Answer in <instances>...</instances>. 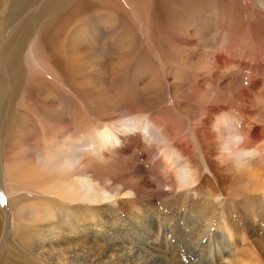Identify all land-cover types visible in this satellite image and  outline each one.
Returning a JSON list of instances; mask_svg holds the SVG:
<instances>
[{
	"label": "rangeland",
	"instance_id": "rangeland-1",
	"mask_svg": "<svg viewBox=\"0 0 264 264\" xmlns=\"http://www.w3.org/2000/svg\"><path fill=\"white\" fill-rule=\"evenodd\" d=\"M7 1L0 0V18L3 17L1 11ZM93 1L82 0L80 3L75 0V2L70 3L68 13L63 12L56 16L54 24L64 20L65 24H67L68 32L66 29L62 30L59 36L62 34L63 36L60 39L63 40L69 32H71L70 37L76 33L78 40L85 42V47L89 51L87 53L83 50L87 53V63L97 62L104 66L103 73L105 74L102 73L100 76L101 78L103 77V82L98 83L100 87L105 85L114 86V90L117 92L115 94L120 91L124 93H119L116 96L121 105L111 109L112 112L107 116V119L133 118L130 119L132 128L137 126L135 124L137 118L142 120V124L150 121L160 126L165 131L166 147L169 151L175 152L174 154L179 158L181 165L191 168L196 173L197 178L193 184L194 186H188L190 187L189 190L188 187L176 186L172 179L175 169L169 165L168 161H165V158L161 157V145L152 141L153 144L150 145L151 142L143 141V138H141L142 134H144L145 138L149 139L152 130L149 129L150 131L146 132L142 125H139L142 128L141 133L137 131L141 134L140 138L142 139L141 144L136 143L139 148H131L125 156L123 152H120L121 155H118L117 159L113 161L115 168L109 171L106 170L100 176V182L103 185L107 184L108 178H112V181L117 180V183L112 184L107 191H117L120 195L109 204L102 203L100 213L82 208L78 211V219L82 221L86 220L87 217L94 218L98 219L102 226L107 227L111 223L116 226V224L121 225L126 222L128 219L125 217L126 214L131 213H129V217L133 220L131 221L132 226L129 227L131 229L129 236L124 237L121 233L122 229L115 232L113 226L112 238L114 242L117 243V236L120 233V241L118 242H124L126 238L128 242H132V247L149 240L150 246L144 262H138L137 258L132 255L129 259L122 258V264H136L137 262L138 264H209L211 255L213 262H215L213 264H232L233 261L237 264H264V162L260 161L262 164L258 162L259 157L264 153V82L262 79L264 78V10L256 9L253 0H183V2L181 1L183 5L198 3L201 13L206 17V21L209 22V28L203 32L202 36L196 35L188 38L182 29L175 30L177 21L172 20L169 24L163 23V19L167 18L166 10L164 11L163 7L167 6V9L171 4L175 3L173 2L174 0H106L108 5H113L115 8L120 9L124 25L129 29L128 35L130 36L129 42L131 44L129 43L128 46L131 45L130 54L138 57V60L134 61L133 64L120 67L119 63L116 62L117 60L113 62L115 65L109 63V58L118 56V49L122 44H117L115 37L107 29L108 24L106 23L105 13H101L102 17L100 18L98 15L85 11L88 5H101V2H105V0ZM203 3H205L204 8ZM174 7L176 8V5ZM73 14L76 15L71 17ZM172 29L175 30V33H172L174 35L169 34ZM168 34L171 36L169 37ZM181 34L188 39L182 37ZM108 35H111V37ZM107 41L110 45L107 44ZM78 44L79 42L76 41V45L72 44L71 48L77 51ZM112 44L118 46L117 52L112 49ZM103 48H105V51ZM102 60L103 62L101 63ZM202 60L210 64L205 69L204 65L206 63L201 68L199 67L200 70H197L194 67L195 65L191 66L190 64V62L197 64L199 61L202 62ZM184 61H187L188 64L186 65ZM110 65L111 68L113 66L115 68L111 69ZM215 65L219 66L217 71H219V75L223 74L225 83L228 84L231 81H235L238 83V87L229 92H224L220 96L216 95L215 91L222 90V87L217 88L213 85L214 88H212L210 81L206 83L203 81V75L209 73L211 67H216ZM95 67L99 68L100 66L94 65ZM38 69L43 70L41 75L49 82V94L51 95L49 98L59 105L60 112L64 110L66 112L64 115L65 121L63 120L62 122L67 124L65 126L68 127L66 129L69 130L68 134L72 133L74 137H77L80 134L77 129L81 128V122L73 118V115L68 112H79L82 119L84 115H87V121H91L93 128L98 131L103 130L102 127L100 129L96 127L95 120L88 114V108L85 106V104L92 106V102L95 101L94 91L89 89L90 85L95 84L94 72L91 73L88 69L83 72L89 85L86 88L84 99L79 100L75 91H70L66 87L70 85L71 89H75L74 83H62L58 77L48 72L50 68L44 64ZM124 70L127 72L126 74ZM49 71H52V69ZM111 74L117 78L122 75L123 78L111 82ZM129 75L130 77H128ZM124 77L125 82L123 83L122 79ZM131 77L134 80L132 81L133 83L130 81L132 80ZM121 80L122 83L120 82ZM118 81L123 86H120ZM147 88L149 89L148 92ZM45 109L46 107H44L43 111ZM235 117H239L242 127L244 126V133L242 134H244L246 141L244 140L241 147L261 153L259 157L256 155L258 158L254 156L257 160L254 157L252 158L253 163L256 161L254 163L255 169L252 168L256 172L255 178L258 179L256 181L258 182V184L256 183L257 186L255 184L249 185L246 182L247 180H245L244 174L236 175L235 177L232 171V163L225 150L228 129L218 123L222 122L221 118L223 120H231ZM214 122L217 123L216 126ZM132 128L128 127L125 131H129ZM219 128L222 129L219 130ZM46 130L47 125H42L37 130L38 134L44 137L42 143L38 140V136L34 137L33 132L28 135L31 141L30 148L33 151L38 153L45 152V142L49 137V132L47 133ZM132 137L135 136L133 135ZM16 138L18 137L12 138V141ZM225 138L226 141H223ZM1 139L0 129V257L6 251L12 250L16 254L23 256L17 249L30 253L31 248L34 250L44 245L48 246L52 241L53 233L52 230L38 227L30 222H26L27 226H25V219L19 217L17 207L32 211L36 202H42L48 206L51 205L54 209L60 207L63 211L57 210V215L59 216H57V219L60 218L58 219L59 221L63 220L61 222L66 227H68V223H73L71 221L73 218H71V215L73 216L71 212H76L77 210L72 209V205L69 206L70 208L64 206L63 200L56 196L32 194L19 187L15 181L8 182ZM83 139L88 140L86 137H83ZM145 147L147 150H144ZM94 149L95 145L91 144L84 148V150L89 151V154L96 155ZM185 156L188 158L186 159ZM184 157L187 163L183 159ZM160 159L162 165H158ZM164 163L169 167L168 169H164ZM253 189L255 191H251ZM135 191L139 192L141 197H137ZM210 197L213 199H209ZM210 203L214 205H210ZM242 204L245 205L242 206ZM164 207L168 208L165 209ZM144 208L152 211L156 216L155 218L147 219V223L145 222L142 230H137L133 223L137 214ZM208 211L213 213H208ZM197 215L201 217L206 215L203 219L211 220V222L206 220L207 222L205 221L203 225V223L201 224L202 220L197 219ZM200 224L202 226L207 225V227H202ZM186 226H188L187 229ZM24 228H31L28 232L29 242L27 239L26 241L17 239ZM205 228L208 229L209 235ZM209 229L212 231L210 232ZM184 230L187 232L185 233ZM199 237L201 238L199 239ZM153 239L155 240L153 241ZM190 239L192 240L190 241ZM224 240L230 242L228 247L224 246ZM111 245H114L113 242L108 244L101 241L98 246L100 247L98 252H106ZM71 247L64 245L62 248L65 251L67 249L73 251L74 248ZM61 252L63 251L55 252V254H61ZM123 253L126 254V252ZM66 257L70 262V256L67 254ZM53 259L54 256L51 255V259H48L49 263L47 264H50ZM36 263L33 261L32 264ZM70 264L76 263L71 261Z\"/></svg>",
	"mask_w": 264,
	"mask_h": 264
},
{
	"label": "bare ground",
	"instance_id": "bare-ground-1",
	"mask_svg": "<svg viewBox=\"0 0 264 264\" xmlns=\"http://www.w3.org/2000/svg\"><path fill=\"white\" fill-rule=\"evenodd\" d=\"M80 1L82 0H77V2H80ZM181 1L183 2V0H174L173 2L175 3L171 4L167 9H166L167 6L163 7V10L164 11L166 10L165 12L167 16V18L163 19L164 21L163 23L169 24V22L171 23L172 20H175L177 21L176 23L177 27L176 28L174 27L175 30L182 29L185 32L186 37L188 36V38L189 37L192 38L196 35L202 36V34H204L203 32L208 30L209 22L206 21V17H204L203 13H201L200 6L198 5V3H192V4L187 3L186 5H183ZM7 2L5 3L4 9L1 11L3 17L0 18V129H1V137H2L1 145L3 148L4 154H5L4 161H6L7 181L8 182L15 181L16 184L19 185V187L23 188L24 190L32 194H41V196H44L45 194L56 196L60 198L61 200H63L64 206L69 207L72 205L71 208L72 209L74 208V210H77V211L71 212L73 214V216L71 215V218L73 217L76 219L72 218L71 221L73 223H68L67 225L68 227H66L61 222L63 220L59 221L58 219L60 218L57 219V216H58L57 210L60 209V211H63L61 210L60 207L54 209L51 205L50 207L42 202H36L33 206L34 209L32 211L31 210L27 211L25 209H22L21 207H17V212H18L19 217L21 219L23 218L25 219V226H27L26 222H30L31 224H36V226L38 227H42L47 230L48 229L52 230V233H53V237L51 238L52 241L51 243L48 244V246L44 245L34 250L31 248L30 253L25 252L22 249L16 248L20 253L23 254V256L16 254L15 252H13V250L6 251L0 257V264H32L33 261L37 262L36 264H47L49 263L48 259H51V255L54 256V259L51 260L50 264H70L71 261H75L76 264H84V263L85 264H113L114 262L115 264H122V258L129 259L132 255L134 258H137L138 262L140 263L144 262L146 255H147V251L149 250V246H150L149 240L143 241L141 244H136L131 247L132 242H128L126 238L124 242H118L120 241V235H121L119 233L118 234L119 236H117V243H116L114 242V239L112 238L113 236L112 229L115 224L113 225L111 223L110 226L105 227L99 223L98 219L88 218V217L86 220L81 221L77 217L78 211H80L82 208H87L97 213H100V211L102 210L101 209L102 203L109 204L114 198L120 195V193L117 191L115 192L107 191L112 184L117 183V180L114 179L115 181H112L111 180L112 178L111 179L108 178L107 184L103 185L102 182H100V176L104 174L106 170L109 171L115 168L113 161L117 159L118 155H121L120 152H123L125 156L131 150V148H134V147L139 148L138 146H136V143L141 144L142 143L141 138H143V141L144 140L147 142L152 141L153 143L157 142L159 145H161V157L165 158V161L166 162L168 161L169 165L174 167L175 169V171L172 174V179L176 183L175 184L176 186L178 185L181 187H188L190 185H193L197 178L196 173L193 170H191V168H188L185 165H181L179 158L176 156V154H174L175 152H173L172 150H171L172 152L169 151V149L165 145L166 143V140H165L166 137L164 134L165 131L160 126L150 121H146L145 124H142V120L141 119L138 120L137 118V121L135 120V124H137V126L132 128V122L130 119H133V118L125 117V118H119L117 120L107 119V116L110 114V112H112L111 109H113L114 107H119L121 105V103L116 99V96H118L119 93H122V94L124 93L120 91L118 92V94H115L117 92L114 90V86L105 85L103 87H100L98 83L103 82L102 81L103 77L101 78L100 76L103 73L104 66L100 65V63H97V62L87 63V53H89V51L85 47V44H84L85 42L83 43V41L78 40L79 38L76 35V33L74 36L70 37L71 32H69V34H66V37L63 40L60 39L63 36V34L59 36L60 32L62 30L64 31L65 29L67 31V26H66L67 24H65L64 20H61L59 21V23L54 24V20H56V16H59L63 12L68 13L70 3L75 2V0H8ZM253 4L255 5L256 9L264 10V0H253ZM175 5H176V8L174 7ZM204 6H205V3H203V8ZM173 7H174V10H173ZM119 10H120L119 8L117 9L113 5H108L105 0V2H101V5H92V6L88 5L85 11L87 13H93L94 15H98L100 18L102 17V15L100 14L105 13L106 19H107L106 23L108 24L107 29L112 34V36L115 37V40H116L115 42H117V44L118 43L122 44V46L118 49V56L111 57V59L109 58L110 60L109 63H113L115 60H117L116 62L119 63L120 67L121 66L126 67L128 65L133 64L134 61L138 60V57L130 54L129 49L131 45L128 46V44L130 43L129 42L130 36L128 35L129 29L125 27L124 21L122 20V16ZM74 15L76 14H73L71 17H74ZM78 16L80 17L79 13H78ZM175 30L172 29L171 33L169 34L175 33ZM108 36L111 37V35H108ZM170 36L171 35H169V37ZM182 37L184 36L182 35ZM175 38H176V35H175ZM109 39L113 40L112 38H109ZM76 41L79 42L77 51L71 48L72 44L76 45ZM107 44H108V41H107ZM117 47L118 46L116 44H112V49L116 52H117ZM94 48L96 49L95 46ZM103 49L105 51V48ZM83 50L87 53H85ZM105 59L107 60V58ZM102 62L103 60L101 61V63ZM199 62L197 64L195 63L193 64L192 62H190V64L191 66L195 65L194 67L197 70H200L199 67L201 68V66H203L205 63L206 65H204V69L210 65V64H207V61L205 60H202V62L200 63ZM184 63H186V65L188 64L187 61L186 62L184 61ZM42 64H44L46 67L48 66L50 68L49 70L52 69V71L48 70V72L58 77L62 81V83L63 82L67 84L74 83L75 89H71L70 85L66 87L70 91L71 90L75 91L76 96L79 100L84 99L86 88L89 85L87 84V81L83 75V72L88 69L91 71V73L92 72L95 73V84L90 85L89 87V89H92V91H94L95 101L92 102V106L90 104H85V106L88 108L87 110L89 112L88 114L92 116L93 119L95 120L96 127L98 129L102 127L103 128L102 131H98L96 128L92 127L91 121L90 120L87 121V117H88L87 115L83 114L84 116L82 119L80 118L79 112L78 113L68 112L69 114L73 115V118L81 122V128L79 127L77 129V131L80 132L79 136L74 137L72 133L68 134L69 130H66L68 129V127L65 126L67 124H63L62 122L63 120L65 121L64 115L66 112L65 110L63 112H60L58 108L59 105L56 102L51 101V99L49 98V96L51 97V95L49 94V84H48L49 82L41 75L43 70L38 69L42 67ZM94 65H98L100 67L94 68ZM105 66L107 65L105 64ZM110 68H111V65H110ZM218 69H219V66L211 67L209 73H206L203 75L204 76L203 81L205 83L207 81H210L212 88H214L213 85L217 88L222 87L221 88L222 90L215 91V94L216 95L218 94L220 96V94L224 92H229L235 89L236 87H238V83L235 81H231L228 84L225 83L223 80V74L219 75V71H217ZM126 73L127 72H125V74ZM121 76H118L119 78H117L111 74V77H110L112 80L111 82H114V80H117V79L120 80L121 78H123L124 74L122 77ZM128 77H130V75ZM131 79H132L130 80L131 82L134 81L132 77ZM135 79L137 78L135 77ZM262 79L264 82V78ZM122 80L124 83L125 77ZM122 80L120 81L121 83H122ZM120 82L118 81L119 85L123 86L120 84ZM148 91L149 89L147 90V92ZM63 94L65 95V93ZM44 107H46L45 111H43ZM221 119H222V122L221 123L219 122L218 124L223 125V127L226 126L228 129V138H227V142L225 143L226 144L225 150L227 152V156L229 160L232 163V169H233L232 171L234 172L235 177L236 175L244 174L246 177L245 180H247L246 182H248L249 185L251 184L256 185V183L258 184V182H256L258 181V179L255 178L256 172L253 171V168L255 169L256 167L254 165L256 161L253 163L252 158L256 155L259 157L261 153L257 151L247 150L241 147L243 146L245 136L244 134H242L244 133L243 132L244 126L242 127L239 117L238 118L235 117L231 120H229L228 118H227L228 120H225V119L223 120V118ZM102 123H105V124L102 125ZM128 124L130 125L127 126ZM42 125H47L46 131L47 133L49 132V137H48V140L45 142V146H46L45 152L38 153L37 151H33L30 148L31 141L29 140L28 135H31L33 132L34 137L38 136V140L41 141L42 143V141L44 140V137L38 134L37 132V130L40 129ZM139 125H142V127L144 128V130H146V132H148L149 129L152 130V132H150L151 134L149 136V139H146L147 137L145 138L144 134H142V137L140 138L141 134H139L137 131L141 133L142 128ZM214 125L216 126L217 123L214 122ZM128 127H131L132 129L129 131H125V129H127ZM220 129L222 128H219V130ZM133 135L135 137H132ZM14 137H18V138H16L15 140L13 139L12 141V138ZM83 137L88 138V140H84ZM223 141H226V138ZM152 142L150 143V145L153 144ZM89 144L95 145L94 153L96 155L89 154L88 150H84V148H87ZM146 147L144 150H147ZM140 149L142 148L140 147ZM185 157L183 159H185ZM187 158L188 157H186V159ZM257 158L255 160H257ZM260 161L264 162V153L259 157V160H258L259 164L260 163L262 164V162ZM186 163H187V160H186ZM158 165H162L161 159L159 160ZM168 168L169 167H167V165L165 164L164 169H168ZM122 186H124V184H122ZM189 188L190 187H188V190ZM251 191H255V190L253 189ZM135 194L137 197H141V194H139V192L135 191ZM211 198L212 197H210L209 199ZM216 198H214V200H216ZM219 202L221 201L219 200ZM211 204L212 203H210V205ZM210 205L209 207H211ZM222 205H223V200H222ZM244 205L245 204H242V206ZM68 207L67 209L70 208ZM184 209H185V206H184ZM210 212L208 211V213ZM129 213L126 214L125 216L128 218L126 222L122 223L121 225L116 224V226H114L115 232L118 231L119 229H122L121 233L124 237L129 236V232L131 231L129 227L132 226L131 221L133 219L129 217ZM155 216L156 215L152 211L146 208L142 209V211L139 214H137L136 220H134V223H133L134 227L137 230L139 229L142 230L146 220L149 218H155ZM204 216L201 217L197 215V219H199L200 221L202 220L201 224L203 223V225H204V222L207 220V219L206 220L203 219ZM208 222H211V220ZM149 226H150V223H149ZM188 226H186V229ZM202 227H207V225L202 226ZM29 229L31 228L22 229L19 234V238L17 239L18 240L23 239L25 241L27 239V241L29 242V239H30V237H28ZM205 229L204 231L208 232V229L207 228ZM0 230H1V223H0ZM211 231L212 230H210V232ZM186 232L187 231H185V233ZM208 235H209V232H208ZM200 238L201 237H199V239ZM199 239L197 240V243ZM154 240L155 239H153V241ZM191 240L192 239H190V241ZM101 241L103 243L106 242L108 244L110 242H113L114 245L113 246L111 245L106 252L103 251L104 253L103 252L99 253L98 251L100 247L98 246ZM163 242H164V239H163ZM223 244L225 247H228L230 242L228 240H224ZM61 245L62 247L64 245H67L68 247L72 246L71 248H74V250L71 251L70 249H67V251H65L63 250ZM190 247H191V244H190ZM60 251H63L64 253L61 252V254L59 253L55 254V252H60ZM123 252H126V254ZM67 254L70 256V259H71L70 262H69V259L66 257ZM149 258L151 259V257ZM209 258H210L209 264L215 263L213 262L212 255ZM232 258L234 257L232 256ZM161 259H164V258H161ZM138 262L136 264H138ZM232 264H237V263L233 261Z\"/></svg>",
	"mask_w": 264,
	"mask_h": 264
}]
</instances>
